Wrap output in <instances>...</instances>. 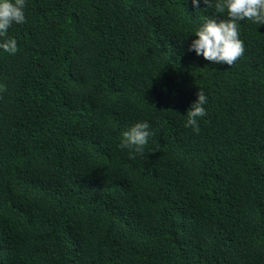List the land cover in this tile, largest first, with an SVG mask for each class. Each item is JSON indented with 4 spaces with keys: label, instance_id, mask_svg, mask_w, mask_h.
Here are the masks:
<instances>
[{
    "label": "trees",
    "instance_id": "16d2710c",
    "mask_svg": "<svg viewBox=\"0 0 264 264\" xmlns=\"http://www.w3.org/2000/svg\"><path fill=\"white\" fill-rule=\"evenodd\" d=\"M205 7L25 0L0 49V264H264V25L214 64L189 51Z\"/></svg>",
    "mask_w": 264,
    "mask_h": 264
},
{
    "label": "clouds",
    "instance_id": "9594fccd",
    "mask_svg": "<svg viewBox=\"0 0 264 264\" xmlns=\"http://www.w3.org/2000/svg\"><path fill=\"white\" fill-rule=\"evenodd\" d=\"M205 10L214 9V15L206 16L195 30V39L189 45V51L214 64H227L230 67L243 56L244 42L239 38L241 21H251L264 25V0H202ZM201 0H192L194 8H199ZM25 0H0V49L15 55L18 51L15 38L8 36V29L15 24L26 22ZM216 14L223 19L217 21ZM0 85V92L5 91ZM197 100L187 111L185 127L199 133L198 119L207 115L204 105L208 102L203 89L196 93ZM153 135L147 121L137 122L123 131L119 147L129 150V158L143 155L148 139Z\"/></svg>",
    "mask_w": 264,
    "mask_h": 264
}]
</instances>
